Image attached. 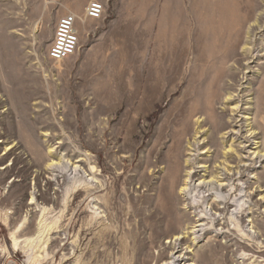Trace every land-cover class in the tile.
I'll return each instance as SVG.
<instances>
[{"label":"rangeland","instance_id":"374dc122","mask_svg":"<svg viewBox=\"0 0 264 264\" xmlns=\"http://www.w3.org/2000/svg\"><path fill=\"white\" fill-rule=\"evenodd\" d=\"M94 1L0 0V264H164L163 243L187 221L174 184L177 174L169 172L177 161L173 121L189 80L216 78L215 114L224 108V88L243 85L250 96L244 101L264 128L262 47L244 76L234 64L242 62V50L213 65L193 59L187 34L176 41L175 52L163 47L159 30L151 35L149 26L160 18L164 0H98L105 4L104 16L87 21ZM68 14L84 19L80 43L75 55L56 63L48 54ZM179 27L183 30V20ZM259 41L264 44V37ZM202 91L205 102V87ZM51 148L88 153L101 184L86 181L88 186L73 193L50 249L41 254L23 243L32 223L17 234V248L12 232L26 215L34 220L29 211L34 190L47 207L58 196L55 209H61L69 181L55 190L47 186L50 174L36 180ZM256 166L264 180V162ZM94 202L104 211L102 220ZM258 251L264 257V248ZM235 256L209 253L206 264H232Z\"/></svg>","mask_w":264,"mask_h":264},{"label":"bare ground","instance_id":"6f19581e","mask_svg":"<svg viewBox=\"0 0 264 264\" xmlns=\"http://www.w3.org/2000/svg\"><path fill=\"white\" fill-rule=\"evenodd\" d=\"M164 1L160 18L153 19L149 26L151 35L155 29L159 30L163 47L175 52L176 41L187 34L193 59L213 65L242 50L241 63L245 64L237 61L234 64L247 76L244 71H250L258 60L254 59L255 49L262 47L264 51V44L259 41L264 37V0ZM181 20L184 21L183 30L179 27ZM215 81L216 78L189 80L181 106L175 113L171 138L177 161L169 173L177 174L174 184L179 188L187 221L163 243L164 264H206L209 253L225 250L231 257L236 255L232 264H245L249 260L251 264L264 262L263 255L257 254L263 251L255 252V249L264 248V180L258 176L256 166L264 162V128L257 126L250 110L252 105L244 101V95L250 96L243 85L224 88L221 96L225 98L221 104L224 108L220 114H215L216 95L214 91L211 93ZM204 87L207 91L205 102L201 99ZM245 106L249 108L244 109ZM208 116L212 124L207 122ZM48 136L44 133V137ZM60 152L50 150L48 166L36 172V180L50 174L47 186L53 184L55 190L62 189L61 186L69 181L61 191V209L58 212L55 209L59 204L58 196L52 198L54 205L47 207L38 203L43 195L34 190L30 195V206L34 207L29 209L34 220L26 215L12 232L16 248L21 243L17 234L26 223H32L34 229L26 232L23 243L41 254L48 251L49 242L53 240L51 235L57 233L73 193L88 186L86 181L95 186L101 184L88 153ZM74 158L78 160L73 162ZM62 168L65 171H61ZM93 208L97 218L106 217L95 202ZM212 242L217 248H213Z\"/></svg>","mask_w":264,"mask_h":264},{"label":"built area","instance_id":"2783aa9c","mask_svg":"<svg viewBox=\"0 0 264 264\" xmlns=\"http://www.w3.org/2000/svg\"><path fill=\"white\" fill-rule=\"evenodd\" d=\"M105 8L104 3L95 0L88 5L85 16L89 20H101L105 14ZM78 28L79 20L72 14L60 19L48 54L50 61L61 63L76 54L80 43Z\"/></svg>","mask_w":264,"mask_h":264}]
</instances>
